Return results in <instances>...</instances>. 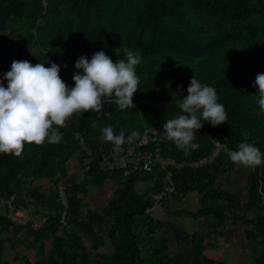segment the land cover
Segmentation results:
<instances>
[{
    "label": "trees",
    "instance_id": "obj_1",
    "mask_svg": "<svg viewBox=\"0 0 264 264\" xmlns=\"http://www.w3.org/2000/svg\"><path fill=\"white\" fill-rule=\"evenodd\" d=\"M124 47L142 55L134 108L118 111L105 103L101 113L74 114L59 129L63 138L58 144H25L19 157L0 153V204L5 208L0 264H11L4 256L8 243L19 264H226L209 253L230 226L246 227L248 264H264V196L258 192L264 189V163L250 167L247 186L232 192L219 183L237 165L227 151L199 168L160 164L153 172L125 176L120 168L105 166L103 152L114 145L100 140L107 126L117 135L123 130L126 139L137 131L133 141L145 127H154L163 138V156L177 162L206 157L216 142L228 151L251 143L264 154V111L254 87L257 75L264 74V0H0V81L5 88L4 75L15 60L45 67L56 63L62 80L74 87L80 56L91 60L104 51L115 63L125 58ZM194 75L216 89L228 118L216 127L204 122L192 141L199 147H188L186 154L165 138L162 125L183 114L178 105ZM72 160L82 168L90 161L83 179L70 178ZM169 172L175 190L163 198L166 219H159L148 210L154 206L152 196L167 187ZM65 182L69 207L62 227L63 205L53 187ZM107 182L117 186L110 203L85 213L89 189ZM190 194L200 196L196 210L180 207ZM11 197L18 209L47 216L45 226L34 231L13 223L5 206ZM172 218L197 221L198 227L190 231ZM23 231L31 242L22 253L17 247Z\"/></svg>",
    "mask_w": 264,
    "mask_h": 264
},
{
    "label": "clouds",
    "instance_id": "obj_2",
    "mask_svg": "<svg viewBox=\"0 0 264 264\" xmlns=\"http://www.w3.org/2000/svg\"><path fill=\"white\" fill-rule=\"evenodd\" d=\"M123 52L125 58L115 63L104 51L94 53L91 60L80 56L74 65V87L62 80L61 67L56 63L45 67L44 63L13 61L4 75L7 87L0 81V153L19 157L25 144H58L63 138L59 129L66 127L74 114L101 113L105 103L114 104L118 111L134 108L133 98L140 83L136 67L142 55L139 49L129 47ZM254 87L259 89L257 102L264 111V74L257 75ZM178 107L183 114L168 119L162 127L165 138L186 154L204 122L216 127L228 118L224 105L218 103L216 89L202 84L195 75ZM138 136L133 130L127 142ZM100 140L111 142L116 152L126 143L124 131L117 135L111 126L101 130ZM227 156L234 164L251 168L264 163V154L251 143H240L238 150L227 151ZM258 192L264 196V189L258 188Z\"/></svg>",
    "mask_w": 264,
    "mask_h": 264
},
{
    "label": "built area",
    "instance_id": "obj_3",
    "mask_svg": "<svg viewBox=\"0 0 264 264\" xmlns=\"http://www.w3.org/2000/svg\"><path fill=\"white\" fill-rule=\"evenodd\" d=\"M77 137L81 141V145L84 147L86 153L92 155L91 150L85 145L84 138L79 134H77ZM215 145L216 147L214 151L200 160L177 162L174 158L163 156V138L161 137L159 130L154 127H145L140 138L136 141L128 143L126 139V143L121 146L119 152L114 151V149H111L108 152L104 151L103 160L108 169L118 167L124 172L125 176H129L136 172H153L155 167L160 164L171 166L176 169H181L184 166L199 168L213 163L221 151H228V147L220 142H216ZM189 147L197 149L199 145L192 142ZM89 169L90 161L87 160L83 165L82 176L80 178L83 179L85 172L89 171ZM172 176V172H169L167 176L168 185L165 190L152 196L154 199V206L148 210L152 214L161 208L163 198L168 193L174 192L175 184ZM67 187V182L61 183L57 187H53L58 192L60 201L63 205V212L61 215L62 227L66 225L68 215L69 201L67 197ZM14 199V197H11L5 201L8 218L17 225L30 226L34 231H40L47 223L48 217L33 214L28 210L18 209L14 204Z\"/></svg>",
    "mask_w": 264,
    "mask_h": 264
},
{
    "label": "crops",
    "instance_id": "obj_4",
    "mask_svg": "<svg viewBox=\"0 0 264 264\" xmlns=\"http://www.w3.org/2000/svg\"><path fill=\"white\" fill-rule=\"evenodd\" d=\"M250 175H251L250 167L237 164L233 172L227 176L222 177L219 183L222 185L224 190L236 192L239 189H244L247 186ZM81 176H82L81 165L78 162H73L71 165L70 178L79 180ZM40 184L46 187L49 186L48 182H41ZM116 188L117 186L112 182L105 183V185L101 188L91 187L89 189V195L87 198L88 207L86 208V211L88 210V208L96 209V208L106 207L112 200ZM0 213H3L1 209H0ZM245 231H246V227L244 226H230L226 232L225 237L230 240V238L238 237L236 234L240 232L239 234L240 235L242 234L241 235L242 240L240 243H244L247 242V240L245 239ZM18 239H20L23 244L17 247V251L23 253V251L25 250V245L29 247L31 240L28 237L26 231H23ZM247 244L250 247V252H246L245 250H243L241 248L242 246H239V248H237L236 251L237 254H241V257L243 259L247 258V256H249V253L251 254V246L249 245L248 242ZM47 245L48 248H50L51 242L48 241ZM248 246L247 248L249 249ZM4 256L8 261L11 262V264H19L15 259V252H13L10 243H8L5 247Z\"/></svg>",
    "mask_w": 264,
    "mask_h": 264
},
{
    "label": "rangeland",
    "instance_id": "obj_5",
    "mask_svg": "<svg viewBox=\"0 0 264 264\" xmlns=\"http://www.w3.org/2000/svg\"><path fill=\"white\" fill-rule=\"evenodd\" d=\"M71 162H73V160ZM199 201H200V196L198 194L197 195L195 194V196H193V194H190L186 199V201L180 207L190 210H196L199 208L200 205ZM0 209L3 211V213H5V208L2 204H0ZM84 212L86 213V210H84ZM153 214L156 218L166 219V215L162 212L161 208L156 212H154ZM172 220L178 223L179 225L185 226L190 231H195L198 227V222L194 220L179 219V218H172ZM239 233L236 234L238 237L230 238V240L227 239L226 237L218 239V241L216 242L215 249H213L209 253V255L214 258L225 259L226 264H238L239 262H244L246 264L250 263L252 261V254L249 253V256L243 259L241 257V254L236 253L237 248H239V246H242L241 248L246 252H250V247L248 246L247 242L240 243L242 240L241 239L242 234L240 235ZM247 246L249 247V249L247 248Z\"/></svg>",
    "mask_w": 264,
    "mask_h": 264
}]
</instances>
